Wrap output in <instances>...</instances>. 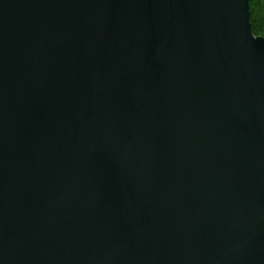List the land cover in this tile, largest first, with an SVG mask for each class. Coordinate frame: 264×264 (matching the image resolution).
Here are the masks:
<instances>
[{"label":"water","instance_id":"95a60500","mask_svg":"<svg viewBox=\"0 0 264 264\" xmlns=\"http://www.w3.org/2000/svg\"><path fill=\"white\" fill-rule=\"evenodd\" d=\"M249 3L0 0V264H264Z\"/></svg>","mask_w":264,"mask_h":264},{"label":"trees","instance_id":"16d2710c","mask_svg":"<svg viewBox=\"0 0 264 264\" xmlns=\"http://www.w3.org/2000/svg\"><path fill=\"white\" fill-rule=\"evenodd\" d=\"M250 23L256 36L264 37V0H249Z\"/></svg>","mask_w":264,"mask_h":264}]
</instances>
